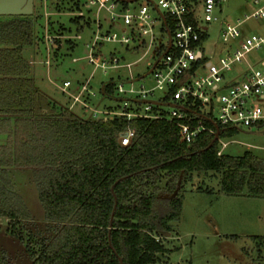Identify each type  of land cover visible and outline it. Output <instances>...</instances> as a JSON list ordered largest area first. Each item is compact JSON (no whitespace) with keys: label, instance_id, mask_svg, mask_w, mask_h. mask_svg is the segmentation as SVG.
<instances>
[{"label":"trees","instance_id":"1","mask_svg":"<svg viewBox=\"0 0 264 264\" xmlns=\"http://www.w3.org/2000/svg\"><path fill=\"white\" fill-rule=\"evenodd\" d=\"M29 18L0 20V134L6 137L0 141V219L9 220L7 230L30 264L156 263L166 249L153 233L170 232L180 219L184 195L177 188L193 172L221 173L226 195L264 196V159L250 151L219 155L218 140L206 133L181 143L179 128L166 118H93L52 103L22 54L35 39ZM114 85L104 83L103 97ZM128 129L135 136L121 146ZM238 132L218 128L222 138ZM22 169L32 171L38 189L43 234L31 229L32 214L13 180ZM252 239L260 250L264 237Z\"/></svg>","mask_w":264,"mask_h":264},{"label":"built area","instance_id":"2","mask_svg":"<svg viewBox=\"0 0 264 264\" xmlns=\"http://www.w3.org/2000/svg\"><path fill=\"white\" fill-rule=\"evenodd\" d=\"M224 2L82 0L77 17L90 31V38L84 44L86 57L73 61L86 60L94 71L104 73L127 68L131 78L118 79L114 86L125 97L121 100L134 106L110 111L92 108L93 73L76 93L69 92V81L63 83L62 92L70 93L83 109L91 110L93 118H166L176 124L180 142L187 145L201 134H209L222 145L221 155L227 138L220 137L218 128L264 131V58L250 57L264 46V32L247 36L241 32L245 21L264 18V0H253V11L234 22L219 17ZM213 29L219 33L216 40H212ZM109 44L120 49L105 50ZM131 54L141 57L125 62ZM152 54L155 59L148 65L147 74L135 78L133 64ZM146 77L149 83L132 87ZM134 136L135 131L128 129L119 139L120 145L128 146Z\"/></svg>","mask_w":264,"mask_h":264},{"label":"rangeland","instance_id":"3","mask_svg":"<svg viewBox=\"0 0 264 264\" xmlns=\"http://www.w3.org/2000/svg\"><path fill=\"white\" fill-rule=\"evenodd\" d=\"M81 1L34 0V12L27 17H30L28 20H31L34 26L35 39L32 45L23 49L26 54L31 52L36 56L33 70L36 73L37 85L48 94L55 105L89 117L91 110L83 109L70 93L62 92L61 87L65 81H69L72 84L70 88H73L77 82H84L93 73L91 85L95 95L89 99L92 108L110 111L111 108L122 109L125 105L133 107L128 101L121 100L125 97L117 93L115 86L109 93V98L103 97L101 93L104 83L130 79V71L127 68L110 69L104 73L101 70L94 71L86 60L73 61L75 58L86 57L84 44L90 38V31L81 25L83 20L77 17L78 11L81 10ZM253 8V0H225L222 3V13L218 15L226 22H234L236 19H245ZM13 18L16 16H3L0 20ZM81 27L84 28L83 32H78ZM212 32V40L219 38L217 30L213 29ZM241 32L243 36L264 32V18L245 21ZM77 35L82 38L77 39ZM114 48L120 49L111 44L105 46L107 51ZM140 57L141 54H131L125 62L133 63ZM250 57L264 58V46L251 53ZM154 59L152 54L134 63L131 73L135 78L144 76L148 72V65ZM82 66L84 70H81ZM146 82H150L149 78H141L134 82L132 87L138 89ZM69 92L74 94L76 90L70 89ZM224 142H228V145L222 149L221 154L239 156L245 151H251L264 159V131L253 136L238 132L237 136L225 139ZM220 148L222 145L219 146V151ZM190 178L191 180L185 181L182 176L177 188L178 194L183 193L185 196L180 219L171 222L170 232L153 233L166 249L157 255V262L154 264H264V245L259 250L252 239V236L264 237V204L254 208V212L250 210L246 216V212H240L243 206H239L237 199L222 197L215 200L213 196L205 193L209 192L205 191L206 189L212 193L221 190V173L193 172ZM13 180L32 214L31 229L43 234L47 225L43 222L44 211L32 171L15 170ZM172 196L169 194L165 198ZM8 222L7 219H0V261L5 264H30L23 244L9 234ZM225 234L230 237H225ZM232 235L236 237L232 238Z\"/></svg>","mask_w":264,"mask_h":264},{"label":"crops","instance_id":"4","mask_svg":"<svg viewBox=\"0 0 264 264\" xmlns=\"http://www.w3.org/2000/svg\"><path fill=\"white\" fill-rule=\"evenodd\" d=\"M26 49V48H25ZM22 54H23V56H24V58L29 62V64H30V69H31V71H30V77L31 78H33V80H34V83H35V85H36V87L38 88V90L41 92V93H43V94H45L48 98H49V96H48V94L47 93H45V91H42L41 89H39V87H38V85H37V80H36V73L34 72V70H33V62H36V56L34 55V54H32L31 52H29V53H27L26 54V51L24 50V49H22ZM41 62V61H40ZM83 67V68H82ZM81 67V70H84L85 68H84V66H82ZM83 82V81H82ZM80 83L81 82H77L76 83V86L75 87H73V88H70L72 91H75L77 88H78V86L80 85ZM72 86V84L70 85V87ZM50 99V98H49ZM51 100V99H50ZM51 102H52V100H51ZM243 135H245V136H250V135H255L256 133H258V134H260L261 133V131H243V132H241ZM240 134V133H239ZM238 135V134H237ZM237 135H235V136H237ZM5 135H2V134H0V141H4L5 140ZM232 138V137H231ZM228 139H230V138H228ZM227 143V145H228V142H226ZM227 145L225 146V147H227ZM224 147V148H225ZM223 148V149H224ZM246 152V151H245ZM251 152V151H250ZM253 153V152H252ZM254 154V153H253ZM240 156V155H239ZM257 156V155H256ZM260 158V157H259ZM263 159V158H262ZM206 194H208V195H210V196H213L214 197V199L215 200H219L220 198H222V197H232V198H235V199H237L239 202V206L241 207V206H243L242 207V209L240 208V212H246V216L247 215H249V211L250 210H252V212H254V208H256V207H258V206H261V205H263L264 204V196H261V197H251V196H246V195H239V196H230V195H226V194H224V193H222L221 192V190H219V192H205ZM204 193V194H205ZM185 197V196H184ZM225 237H230L229 235H224ZM233 237H236V236H234V235H232Z\"/></svg>","mask_w":264,"mask_h":264},{"label":"water","instance_id":"5","mask_svg":"<svg viewBox=\"0 0 264 264\" xmlns=\"http://www.w3.org/2000/svg\"><path fill=\"white\" fill-rule=\"evenodd\" d=\"M33 12L34 0H0V16H30Z\"/></svg>","mask_w":264,"mask_h":264}]
</instances>
